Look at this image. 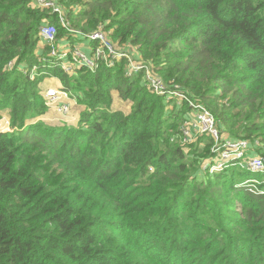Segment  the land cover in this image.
<instances>
[{"label": "trees", "instance_id": "1", "mask_svg": "<svg viewBox=\"0 0 264 264\" xmlns=\"http://www.w3.org/2000/svg\"><path fill=\"white\" fill-rule=\"evenodd\" d=\"M64 1L80 6L66 8L65 18L81 33L110 19L111 37L122 34V42V32L134 34L130 43L159 63L169 88L195 96L222 131L225 125L230 136L249 140L264 135V0H163L161 12L143 3L152 0H58ZM31 2L0 0V120L14 128L0 129V264H193L195 258L196 264H216L221 257L218 264H264L258 248L236 250L257 238L264 195L231 186L242 212L222 207L230 199L227 175L261 176L234 167L209 174L214 187L197 188L196 152L185 155L161 130L167 114L156 104L163 105L164 97L151 94L156 101L149 103L142 93L125 116L101 111L94 96L78 127L30 121L42 100L36 86L13 77L9 62L18 67L26 60L70 88L49 47L37 46L45 20L58 33L64 27L56 14ZM124 65L120 60L111 68L84 69L79 78L92 86L102 81L127 97L134 81L124 76ZM168 111V117L180 113L182 123L183 110ZM255 151L264 156L261 145ZM196 203L202 204L198 213L191 209ZM219 211L227 224L217 225L209 240L213 233L203 215L217 217ZM220 247L228 250L226 257L216 256Z\"/></svg>", "mask_w": 264, "mask_h": 264}, {"label": "rangeland", "instance_id": "2", "mask_svg": "<svg viewBox=\"0 0 264 264\" xmlns=\"http://www.w3.org/2000/svg\"><path fill=\"white\" fill-rule=\"evenodd\" d=\"M56 1L61 6L64 13H66V10L68 8L75 9V8H77V6L80 8V6L76 5V3L68 4L67 1H64V4L62 5L61 3L58 2V0H56ZM81 1H83V0H80L79 2H81ZM143 3L146 5L154 7L156 9V11H158V12H161V10L163 9V0H152V1H147V2H143ZM31 4H32V2H31ZM77 4H78V2H77ZM146 5H145V7H146ZM45 21H47V20H45ZM111 22L112 21L110 19H107L106 23L99 24L95 29H97V30L102 29L104 31L105 35L109 38V40L111 41V43L113 44V46L115 47V49L117 51H128L129 53H131V56L133 57L134 62L143 65L142 70L132 77V79L134 81L133 91L127 97H124L114 87L108 88L107 86L103 85L102 81H100L98 83V85H94V86L83 83V81H80L79 75H80V73L84 74V71H86V70H84L85 68L79 66L78 64L73 63L71 59H68L65 62V64L63 65L65 68H63L62 65L60 66V69L62 70V72L64 74H66V76L69 77V82H70V86H69L70 88H67V89H69L68 90V92L70 94V101L69 102L71 103V108H70V113L68 115L69 118H67V117L61 116L60 114L54 112L52 109L48 108L45 104V101H43V95H44V92L47 88L56 87L58 84L60 85L59 87L65 88L64 87L65 85L62 84L61 79L58 77H52V76L46 75V74L41 75L42 72H39V69L37 68V66L29 67L26 60L20 61L18 67H17L18 62H16V60L15 61L12 60L5 67H7L9 69V71L15 70V72L13 73V77L17 76L19 79H20V76L22 77V79H21V81H19V83L26 82L31 86L32 85L36 86L38 89V95L40 96L39 99L42 100V106H38L35 109L34 116L30 119L31 122H33V123L41 122L44 125L49 126V127H65V128H67V127H78L80 125L81 116L83 114H86V113L91 111L90 107L93 105L92 103L94 102V96L96 97L95 100L98 99L97 102L99 105L97 107L102 108L101 111L105 110L106 112H112V111L119 110L125 116H130L134 112V110L137 106V103L140 101V98L142 97V93H145V99L147 101H149V103H150V100H151V103L156 101L154 99V97H151V94L155 95V93L153 92V90L149 84V80H148L149 76H157V78L160 79L163 83H165V86L169 88V85L165 82V80L162 78V75L158 72V68H159L158 66H160L159 63H155V62L151 61L150 59L145 58L143 56L142 52L140 51V49L138 48V46L130 43V40L133 38L134 34L129 35L127 32H122L125 35L124 40L122 42L120 41V40H122L121 39L122 34H120L118 37H111V33L113 31V28L106 29V24L107 23L111 24ZM108 24H107V26H109ZM69 28L71 30H76V29L71 28L70 25H69ZM68 34H69L68 30H66L64 28L59 33L57 32V38L59 41L66 39L68 37ZM37 38H38L37 46L40 49L41 46H44L45 44L41 40V38L39 37V34H38ZM82 42H83L82 40H77V41H75L74 46H77V47L81 46L80 48L86 47V46L82 45ZM38 54H41V52L39 51ZM40 57L42 58V56H40ZM44 57L45 56H43V58ZM49 63H51V62L49 61ZM104 64H105V62L102 61L99 65H104ZM126 67H127V65L125 64L123 66V74L125 77H126V75H125V68ZM13 68H15V69H13ZM25 78H27V79H25ZM37 79H38V81L36 82ZM98 88L100 90H99L98 94H96L95 92L97 91ZM172 88L178 89V86L175 85ZM140 90H141V92H139ZM134 91H136V92H134ZM146 92L148 95H146ZM168 94H167V97H164V99H163V105L156 104L160 109L164 110L167 114L166 116L164 114L162 116V123L163 124H161L162 125L161 130H165L166 134H169V136L171 138L170 139L171 142L177 141L176 144H178L179 146H181L184 149L185 155L196 152V154L194 153V156H195L194 158L197 161V163H196L197 169H196L195 183H193V184H195V186L197 188L198 187L203 188L204 186H206L208 188L214 187L213 181L215 179L209 175L210 173H208L206 171H202V166L209 159L211 142H209L210 140H208V137H206V136L200 137L196 133H193L192 139L184 141L180 137V133L179 134L175 133V131H177V130L180 131L184 121L186 120L188 112H190L189 111L190 106L186 100H183L180 102V98H168ZM134 96H135V98L132 99L131 97H134ZM185 96L187 99H190V100L192 99L194 102L202 104L201 102L198 101V99H196L195 96L191 97V96H188L187 94H185ZM170 100H172V101H170ZM211 107H215V105H211ZM220 107L217 106V108H220ZM172 108L174 110H176V112H180L183 110V112H182V114H183L182 123H180V120H179L180 113L177 114L176 116L172 115L171 117H168L170 114L168 110H171ZM144 110L148 111L149 107H145ZM153 118H154V116H153ZM173 121L176 123L175 127H172L170 124ZM247 121H243V124L246 123ZM224 126L222 125V128H224L223 134L225 136H230L228 133L229 132L232 133V131L229 130V128L227 126H225V127ZM2 128H3V130L6 129L5 131H7V132L14 131V128L10 127V124L9 125L6 123L3 124V120L1 119L0 120V129H2ZM173 133H175V134H173ZM230 137H232V136H230ZM250 141L258 143L259 145H261L264 148V135L256 136L254 139H250ZM206 152H208V153H206ZM255 154H257V153L254 152V155ZM199 168L201 170L200 174H199V172H197V170ZM244 171H246V170H244ZM206 174H208L209 176ZM212 174H215V173H212ZM255 175L261 176L258 179L264 180V174L255 173ZM226 178H227V183L225 184V190L227 192L226 199L228 197L230 199L228 201L229 203L224 204L222 207L227 208V209H225V211L233 210V211H236L237 214H239L240 212H242V201L240 199H237V197H232L230 187L233 186L234 189L235 188L237 189L238 187H243L244 186L243 182L246 179L243 180V177H241L240 174H235L234 178H232V176L229 177L227 175ZM205 179H206V182H204ZM219 183H221V182H219ZM189 184H191V183H189ZM250 188H252V193H254L256 195L257 194H263L261 191H264V184L256 185L255 189L252 186L247 187V189H250ZM185 198L188 201L186 203H191V200L193 199L192 196H190V197L186 196ZM203 203H204V201H203ZM197 204L198 203L195 204V208H191L196 213H198L202 207V204L201 205L198 204L199 207H196V206H198ZM184 209L185 208L183 207L182 208L183 212H184ZM219 213H221V212L220 211L217 212V214H218L217 217H212L210 215H203L204 216L203 218H205V220H207L209 226L212 229V231L210 233H213V234L207 235V238L209 240H211V237L216 232L217 225L222 226V225H224L223 224L224 222L227 224V221L224 219L223 215H220ZM180 216H182V213ZM256 228L257 229L255 230V233L257 234L256 235L257 238L254 240V243H250V245H248L246 243H243L242 245H238L237 249H236L237 251H240L243 253L245 251V248H249V249L250 248H253V249L258 248L259 250H261L259 252L264 254V251H263L264 250V239H263L264 238V221L257 224ZM181 245L183 247H185L187 245V243L182 242ZM189 249H191L194 252L199 253L197 246H195L194 244L193 245L190 244ZM215 253H217L216 256H225V257L229 254L228 250L224 249L223 247L218 248L217 251H215ZM252 254H253V251H252ZM192 255L195 256L194 254H192ZM246 257L249 258V260H251L249 255H246ZM196 259L197 258L192 260L193 264H196V262H195ZM252 259H253V256H252ZM221 261H222V257L220 258V260L216 264H218ZM254 261L257 262V259H254Z\"/></svg>", "mask_w": 264, "mask_h": 264}, {"label": "built area", "instance_id": "3", "mask_svg": "<svg viewBox=\"0 0 264 264\" xmlns=\"http://www.w3.org/2000/svg\"><path fill=\"white\" fill-rule=\"evenodd\" d=\"M32 6L47 9L51 14H56L59 23L69 32L68 38H84L83 40L92 43L91 53L83 51L74 44L69 45V42L62 44L61 42L65 39L58 40L56 26L44 21L39 26L38 34L45 45L49 47L48 55L59 61V66L62 65L65 68L63 66L65 62L71 59L73 63L86 70L94 71L102 61L105 62L106 67L111 68L118 61L124 60L127 65L125 68L126 77L132 78L142 70L143 65L134 62L131 53L115 49L102 29H95L86 34L71 30L69 22L65 18V13L56 0H32ZM148 80L155 95L167 97L169 93L168 98H180V102L186 100L189 103L190 112H188L180 129V137L186 141L192 139L193 133H196L200 137L206 136L209 138L211 142L209 159L202 166V171L212 174L238 167L251 174H264V157L255 151V148L259 146L258 143L249 139L225 136L214 115L205 105L187 99L185 93L178 89L166 87L165 83L157 76H149ZM43 99L48 108L61 116L69 118L71 103L69 102L70 94L68 90L61 87H49L45 90ZM4 123L9 125L7 119L3 121ZM254 152L257 154L254 155ZM243 183V185L252 186L255 189L256 185L264 184V180L251 178L246 179ZM250 191H252V188H250ZM261 192L263 194L259 195H264V191Z\"/></svg>", "mask_w": 264, "mask_h": 264}, {"label": "crops", "instance_id": "4", "mask_svg": "<svg viewBox=\"0 0 264 264\" xmlns=\"http://www.w3.org/2000/svg\"><path fill=\"white\" fill-rule=\"evenodd\" d=\"M84 38H72V37H70V38H68L67 37V40L65 39V41H63V42H61L62 44H65V43H67V42H69V45H73V44H75V41H77V40H82L83 42H82V45L83 46H86V47H82L81 49L83 50V51H85V52H88V53H91V47H92V43H90V42H87V41H85V40H83ZM45 44V43H44ZM81 47V46H80ZM60 85L58 84L56 87H59Z\"/></svg>", "mask_w": 264, "mask_h": 264}, {"label": "bare ground", "instance_id": "5", "mask_svg": "<svg viewBox=\"0 0 264 264\" xmlns=\"http://www.w3.org/2000/svg\"><path fill=\"white\" fill-rule=\"evenodd\" d=\"M255 174V173H254Z\"/></svg>", "mask_w": 264, "mask_h": 264}]
</instances>
